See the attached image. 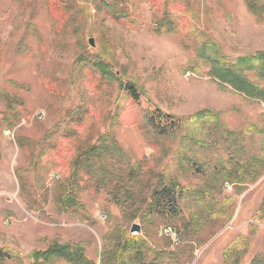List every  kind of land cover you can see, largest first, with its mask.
<instances>
[{
    "label": "rangeland",
    "instance_id": "obj_1",
    "mask_svg": "<svg viewBox=\"0 0 264 264\" xmlns=\"http://www.w3.org/2000/svg\"><path fill=\"white\" fill-rule=\"evenodd\" d=\"M178 1L192 10V20H187L193 29L189 35L182 28L188 33L183 38L157 31L156 13L146 0H0V112L7 110L6 98L22 105L13 128L0 130V250L17 253L21 264H30L33 252L55 243L79 246L87 260L100 264L101 254L106 258L119 237L142 236L143 230L147 246L177 252L178 264H222L223 250L239 236L250 243L241 264L264 255V169L253 183H225L215 195L225 213L206 220L192 239L182 236L173 247L161 230L175 228L174 223H130L109 201L105 186L86 180L83 168L82 182L72 185L62 180L52 159L41 162L40 157L62 146L72 131L70 115L89 111L82 116L78 140L69 144L71 153L63 155L70 164L103 139L131 162H150L148 189L158 173L174 175L178 139L154 148L135 129L117 124L126 86L137 89L141 114L160 113L176 121L202 110L218 113L225 129L242 138L244 157L263 155L264 161L261 139L247 134L250 128L264 127V105L229 88L220 90L207 75L206 64L194 61L188 50L212 42L227 59L264 52V20L256 21L243 0ZM123 15L143 26L121 28L112 17ZM96 61H104L114 79L98 80ZM44 82L62 95L48 93ZM202 154L212 165L221 161L214 153ZM179 181L183 186L202 185L193 175ZM67 197L73 204L64 201ZM190 212L187 206L183 216ZM133 225L140 227L139 233H130ZM174 261L169 258L165 264Z\"/></svg>",
    "mask_w": 264,
    "mask_h": 264
},
{
    "label": "trees",
    "instance_id": "obj_2",
    "mask_svg": "<svg viewBox=\"0 0 264 264\" xmlns=\"http://www.w3.org/2000/svg\"><path fill=\"white\" fill-rule=\"evenodd\" d=\"M146 1L151 4L152 12L156 13L157 31L175 34L177 38H183L182 34L185 37L188 33L190 35L193 27L187 17L192 20V10L188 5L178 0ZM243 1L246 10L256 21L264 20V0ZM0 17H3L1 13ZM112 19L124 29L136 30L143 26L141 22L130 16L123 15ZM182 28L188 33L185 30L183 32ZM188 50L194 61L206 64L207 75L217 83L220 90L225 91L229 88L250 101L264 105V52L227 59L212 42H204L198 49L190 46ZM94 67L99 72L98 80L114 79L113 73L109 71L104 61H96ZM95 85L99 84L95 82ZM44 87L48 93L62 95V91H58L46 82ZM122 89L126 90V99L121 112L116 117L117 124L120 127L135 129L143 141L153 145L154 148L162 145L164 140L178 139L179 144L174 154L176 158L174 157L173 161L178 168L174 175H169L168 171L158 173L155 184L148 189V177L150 170L153 169L150 167V162L147 160L131 162L114 143H107L103 139H100L99 146L88 148L87 155L83 159L76 157L70 164L63 155L71 153L69 144H74L78 140L76 137L83 129L82 116L91 113L89 111L80 114L79 117L70 115L69 125L72 131L63 137L62 146L41 156V162L47 163L52 159L60 171L62 180L67 184L72 181L70 183L72 185L74 183L79 185L82 182L79 180V170L83 168L86 171L84 173L86 180H93L98 183L97 185L107 188L109 201L121 211L128 222L133 223L138 219L147 227L159 219L166 224L174 223L176 229H173L180 233V239L182 236L184 239H192L197 230L204 227L206 220L210 221L222 216L224 209L216 202L215 195L225 183L241 187L246 184L245 181L253 183L258 179L261 169H264L263 155L244 157L242 138L225 129L218 113L202 110L176 121L172 120L173 117L170 119L160 113L152 115L146 111L141 114L138 109L137 89L131 86ZM4 102L7 110L0 112V130L9 131L13 128L14 121H18L20 117L18 110L22 105L10 101L9 98ZM247 132L249 137L259 136L263 154L264 127L250 128ZM204 152H211L220 157L218 167L212 165L208 159L200 157L199 154ZM71 155L74 156L75 152ZM117 171H122V174L119 175ZM191 175L199 178L202 185L195 187L181 185L179 179H188ZM64 201L73 204V200L68 197ZM187 206L192 212L184 217L183 213ZM141 234L143 237L129 238L126 235L119 237L106 258L104 253L101 254L100 264H165L169 258H174L173 264H178L177 252H167L166 248L152 249L145 243L146 232L143 230ZM249 246L250 243L246 238L236 237L223 250L222 264H241L249 251ZM105 253L109 252L105 251ZM148 254L150 257H147ZM30 258V264H95L87 260L81 247L69 244L55 243L46 251L33 252ZM20 260V255L17 253L0 250V264L10 262L21 264ZM249 264H264V255L255 256Z\"/></svg>",
    "mask_w": 264,
    "mask_h": 264
},
{
    "label": "built area",
    "instance_id": "obj_3",
    "mask_svg": "<svg viewBox=\"0 0 264 264\" xmlns=\"http://www.w3.org/2000/svg\"><path fill=\"white\" fill-rule=\"evenodd\" d=\"M161 234L169 238L173 247L178 246L181 242L180 233H178L170 226H164L161 230Z\"/></svg>",
    "mask_w": 264,
    "mask_h": 264
},
{
    "label": "water",
    "instance_id": "obj_4",
    "mask_svg": "<svg viewBox=\"0 0 264 264\" xmlns=\"http://www.w3.org/2000/svg\"><path fill=\"white\" fill-rule=\"evenodd\" d=\"M89 45L93 47V40L92 39L89 40ZM139 232H140V227L138 225H133L130 229L131 234L139 233Z\"/></svg>",
    "mask_w": 264,
    "mask_h": 264
}]
</instances>
